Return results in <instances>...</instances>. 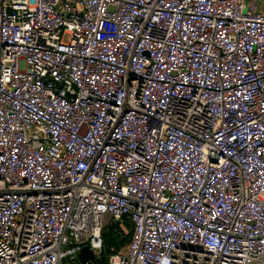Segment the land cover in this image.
<instances>
[{
	"label": "built area",
	"instance_id": "1",
	"mask_svg": "<svg viewBox=\"0 0 264 264\" xmlns=\"http://www.w3.org/2000/svg\"><path fill=\"white\" fill-rule=\"evenodd\" d=\"M260 1L0 0V264H264Z\"/></svg>",
	"mask_w": 264,
	"mask_h": 264
},
{
	"label": "trees",
	"instance_id": "2",
	"mask_svg": "<svg viewBox=\"0 0 264 264\" xmlns=\"http://www.w3.org/2000/svg\"><path fill=\"white\" fill-rule=\"evenodd\" d=\"M123 225L126 226L129 233L121 229L119 223L108 225L103 233L104 248L99 259V264H109V256L116 251L126 247L131 240L133 224L129 218H124Z\"/></svg>",
	"mask_w": 264,
	"mask_h": 264
},
{
	"label": "water",
	"instance_id": "3",
	"mask_svg": "<svg viewBox=\"0 0 264 264\" xmlns=\"http://www.w3.org/2000/svg\"><path fill=\"white\" fill-rule=\"evenodd\" d=\"M78 260L80 264H88L89 262H92L93 264H99L96 255L89 246L82 249L78 255Z\"/></svg>",
	"mask_w": 264,
	"mask_h": 264
},
{
	"label": "rangeland",
	"instance_id": "4",
	"mask_svg": "<svg viewBox=\"0 0 264 264\" xmlns=\"http://www.w3.org/2000/svg\"><path fill=\"white\" fill-rule=\"evenodd\" d=\"M260 8H261L262 10H264V0H263V3H261ZM121 229L125 232V234H128V233H129V231H128V229L126 228L125 225H123V227H121ZM123 249H124V251L127 250L126 247H124ZM63 264H68V263H67V261L65 260Z\"/></svg>",
	"mask_w": 264,
	"mask_h": 264
},
{
	"label": "crops",
	"instance_id": "5",
	"mask_svg": "<svg viewBox=\"0 0 264 264\" xmlns=\"http://www.w3.org/2000/svg\"><path fill=\"white\" fill-rule=\"evenodd\" d=\"M261 3H263V0H261V1L259 2V6L261 5Z\"/></svg>",
	"mask_w": 264,
	"mask_h": 264
}]
</instances>
